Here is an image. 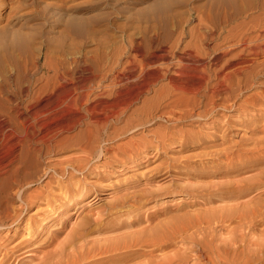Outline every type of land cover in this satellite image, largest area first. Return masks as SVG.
I'll return each instance as SVG.
<instances>
[{
    "label": "rangeland",
    "instance_id": "rangeland-1",
    "mask_svg": "<svg viewBox=\"0 0 264 264\" xmlns=\"http://www.w3.org/2000/svg\"><path fill=\"white\" fill-rule=\"evenodd\" d=\"M22 1H1L0 29L12 23L16 25L14 29L19 28L22 23L15 22L21 15L19 20L26 23L23 32L31 34L32 31L35 35L47 32L52 42L51 48L40 49V34L22 53L8 44L0 48V115L8 113L6 115L14 118L17 110L21 113V118L8 123L0 134V157L4 164L0 167V212L5 208L1 213L11 215L6 214L7 224L0 229V264H28L32 253L33 257L40 255L35 254V248L52 238L61 227L64 226L65 231L57 237L58 241L76 221L91 213L99 216V211L101 213L121 194L130 195L140 190L137 195L145 186H149L146 187L149 190L158 189L161 193L157 192L153 199L143 200L140 214L144 218L163 212L184 216L220 206L216 202H204L211 198L213 188L264 173V0H70V14L72 17L82 14L85 24L72 30L70 37L63 41L59 26L53 29L41 24L43 16L49 15L46 12L60 5L61 0ZM18 3L22 9L17 7ZM54 9L59 12L57 7ZM34 14L39 16L36 21ZM4 36L0 35L1 42ZM178 61L182 69L177 81H192L184 74H198L197 77L205 81L203 89L195 95L182 92L177 95L166 77L155 81L144 75L140 81L138 79V75L152 74L154 69L160 68L162 72L170 63H174L170 74L178 71ZM53 69L67 70L74 78L84 80L83 89L78 91L90 94L87 106L96 102L93 106L102 110V114H97L99 111L95 109L97 112L89 113L90 116L82 110L77 115L84 116L82 123L71 131L60 129L76 119L75 114H69L61 104L62 96L53 94V83L49 81ZM116 74L121 76L119 80ZM126 76L134 78V82ZM64 86L69 87L67 83ZM221 86L231 87L232 92L229 89L212 99L209 95L212 89ZM193 95L195 101L189 100ZM124 100L129 104L125 106ZM103 106L107 110L102 109ZM113 110L119 111V118L109 121L105 131L101 126L92 125L93 120H103ZM35 112L38 115L34 122L31 114ZM11 131L15 132L12 136ZM107 133L114 138L105 140ZM53 137L56 138L50 149L42 145ZM157 142L163 143L162 148ZM100 150L103 152L98 156ZM234 150L238 154L234 155ZM228 151L233 152L231 162L225 161L221 154ZM83 157L91 162L86 165L88 168L85 166L83 171L77 172L72 167L86 162L80 161ZM182 161H185L184 166ZM240 162L261 164L257 170L249 168L239 175H222L226 164L236 167L235 163ZM200 167L212 174L205 171L197 179L181 175L187 171L200 172ZM166 171L172 172L174 180L167 175L160 176ZM154 175L156 178L147 184ZM78 182L87 186V194L71 208L73 203L68 201L67 190L78 186ZM173 185L183 187L174 190ZM200 186V190L206 191L205 199L190 192ZM95 188L100 193L90 201L89 195ZM160 188L171 190L166 193ZM16 192L19 196H15ZM260 197L264 200V195ZM23 200L29 203L27 208ZM219 233L226 236V231ZM10 245L30 250L31 256L23 253L13 258L9 253L10 257L3 259V254L12 249ZM6 246H10L8 250H4Z\"/></svg>",
    "mask_w": 264,
    "mask_h": 264
},
{
    "label": "bare ground",
    "instance_id": "bare-ground-1",
    "mask_svg": "<svg viewBox=\"0 0 264 264\" xmlns=\"http://www.w3.org/2000/svg\"><path fill=\"white\" fill-rule=\"evenodd\" d=\"M1 1L3 2V0H0V3L2 4ZM22 2L23 1L21 0V3ZM58 2L59 3L61 2V4L58 6L54 5L55 6L54 8L57 7L59 12L57 10H55L54 8L52 10H50L51 12H48L49 11L48 10L46 13L49 15H47L48 17L43 16L42 20H44V22L42 21L43 23H41V24L43 25V27L45 26L47 28V27L51 26L53 29L55 26H57V27L59 26L61 29L60 30L61 33H59L60 31H58V33L62 35L61 40L63 41V40H67L70 37V33L72 30L77 29V28L79 29L80 27H82L85 24V20L82 18V16H81L82 14L81 15L79 14L81 17L80 16L79 17H72V15L70 14L72 12V10H71L72 6L69 7L70 0H61ZM263 2H262V4H264ZM21 3H18V6H17L18 8H21L20 7ZM1 4H0V6H1ZM18 11H20V10H18ZM78 13H80V11H78ZM56 14H59L58 15L59 17H55ZM61 16L63 18L60 20ZM21 17H23V16L20 15L18 18H16L18 20H17V22H15V23H17V25L22 23L19 25V28L14 29V28H16V25H13L14 23H12L11 25L8 24L6 27L0 29V35H5L4 36L5 37L4 42L0 41V48H2L3 44H8L11 48H17L16 50H20L18 52L22 53L23 49L25 50V48L27 46H30V44L34 43L35 40L37 39V37L41 34V33L40 34L37 33V35H35L36 33L32 32V31H31V34H29V33L26 34L25 31L23 32V28L26 25V23L23 22L22 20H19V18H21ZM38 17L39 16L37 14H34V16H33L35 21L39 19ZM32 21L33 20L29 21V23ZM38 31H39V29H38ZM48 36H47V32H46V34L42 33L41 36L38 37V38H40V40L42 39L41 42L39 43L40 49H42L44 47L51 48V46H50L51 42H52L50 39L51 36H49V37ZM173 64L174 63H170V65L166 66V68H162L161 69L162 72H160V68H159V69H154L155 71H152V74H140V75H138V76H140V77H138V79L139 78L141 79V77H144V75H146V77H150L152 80H155V81L159 80V79H163L161 77H166L164 79H167L168 83L171 85L170 87L173 88L174 90H176L175 92L177 93V95L179 92L180 93L182 92L184 95H185V93L190 94L189 96H191L192 94L195 95L202 87H204L203 85H204L205 81L202 78L197 77L198 74H184L185 76L192 78V81H186L185 79H184V81H185L184 83H181V81H177L181 78V69H182L181 68V61H178V66H179L178 71H172L170 74V71H171L170 66L172 67ZM182 67H185V66L183 65ZM52 72L54 74H50V75H52V77H50L49 81L51 83H53V94H55L56 96H59V95L62 96L60 99L61 104L63 105V107H65L67 109L69 114H75V117H73V118L76 119L74 122H71V124H67L65 126H62L60 129H62L63 131H68L70 129L72 130V127L82 123L81 120L84 117L81 115H80L81 117L77 116V115L80 114V112L82 110H84L88 114L94 112L96 107L93 106V104H95L96 102L91 103V105H89L91 107H88L87 103L89 101L90 94H84L83 95L82 93H80L78 91V90L83 89L84 80H78V78L77 79L74 78L73 76H71L72 74H68L67 70L65 71L63 69H61V70L53 69ZM62 72H64V73L61 74ZM127 75H129V74H127ZM122 76H123V74H122ZM104 78H106V77H104ZM115 78L118 79V78H121V76L116 74ZM125 78L127 80L134 82V78H131L129 76H126ZM135 78H137V77H135ZM140 79H139V81H140ZM205 79H207V78H205ZM221 80H223V79H221ZM90 81H91V79H90ZM65 83H67L69 85L68 88L64 86ZM114 83H113V85H114ZM142 84H146V83L142 82ZM230 85H231V83H230ZM96 86H97V84H96ZM105 86H107V85H105ZM140 86H142V85H140ZM168 86L169 85H167V88L169 89ZM205 86H207V84ZM42 87H44V86H42ZM108 87H109V85H108ZM208 87H209V85H208ZM210 88H212V87H209V89ZM230 88H228L227 86L226 87L221 86V88L216 87V88H213L211 92L209 91L211 93L209 95H211V97L213 99L221 93H227V91ZM131 90H135V89L132 88ZM205 90H206V87H205ZM45 91H46V89H45ZM163 91H164V89H163ZM230 91H231V89H230ZM165 92H166V90H165ZM202 92H204V91H202ZM136 93H134V95ZM119 95L120 94H118V96ZM166 95H168V93ZM194 95L192 96V98H189V100L190 99L192 100ZM132 96H133V93H132ZM163 96H164V94H163ZM205 96L207 97V94H205ZM52 97H54V96H52ZM91 98L92 97H90V100H91ZM164 98H166V96H164ZM207 99H206V101H207ZM126 101H128V100H126ZM123 102H124V105L129 104V103L127 104L125 102V100ZM123 102L121 103V105H123ZM207 102H209V100ZM212 103L214 104L215 102H212ZM203 104L205 105L207 103L205 102ZM229 106H230V104H229ZM117 107H119V106H117ZM60 108H62V107H60ZM172 108H173V106H172ZM100 109H101V107H100ZM102 109H106V108L104 107ZM122 109H121V111H122ZM108 110H109V108H108ZM208 110H209V108H208ZM212 110H214V109H212ZM97 111H99V110H97ZM100 111L102 112V110H100ZM100 111L97 114H99ZM109 111H108V113H109ZM54 112H56V109L54 110ZM96 112H94V113H96ZM117 112H119V111L113 110L110 112L109 115L106 113V115H108V116H106L103 120L102 119L99 120L100 118L93 120L92 125L101 126L102 129H104V131H105L106 127L108 126V122L112 121L114 119V117L118 116ZM37 113L38 112L31 114V117H33L34 122L37 120V115H38ZM6 114H8V113H6ZM40 114H42V113L40 112ZM100 114H102V113H100ZM5 115L4 114L2 116L0 115V134L1 135L4 132V129L7 128L6 127L7 124L12 122L14 119L15 120L19 119L21 113H20V111L18 112V110H17L15 112L14 118L9 117L10 115L9 116L8 115L5 116ZM89 115L91 116V114H89ZM165 116H167V115H165ZM86 117H87V114H86ZM46 118H48V117H46ZM117 118H119V117H117ZM195 118H196V116H195ZM33 119H32V121H33ZM62 120H63V118H62ZM60 129L58 131H60ZM126 131L128 132L127 129H126ZM12 132L13 131L10 132L11 136L15 133V132L14 133H12ZM108 132H109V130H108ZM55 134H56V132H55ZM10 135H9V137H10ZM111 135L113 136V134L107 133V135H106L107 139H105V140H107V141L112 140V138H114V137H112ZM5 136H8V134H6ZM162 136H163V134H162ZM55 138L56 137H53L52 139L48 138L49 140L44 141V144H42V145H46L45 147L49 148L52 145V143H54ZM4 139L5 138H3V140ZM5 140H7V139H5ZM44 140H47V139H44ZM159 140L161 141V139H159ZM57 143H58V141H57ZM105 143H107V142L105 141ZM157 143H158V147L162 148L163 143H160V142H157ZM134 146H135V144H134ZM164 146H165V144H164ZM254 148H255V150H257L256 147H254ZM81 150L84 152V148H82ZM241 150H243V149H241ZM231 151H232V149H231ZM239 151L240 150H238V152ZM102 152H103L102 150L98 151L97 152L98 156H100L99 154H101ZM233 152H236V153H234V155L238 154L237 151H235V150ZM233 152L229 153V151H228V153L225 152V153H221V154H223L225 161L230 160V162H231V160L233 159ZM241 152L243 154V151H241ZM246 152H245V154H246ZM94 156H96V155H94ZM136 157H138V156H136ZM245 157H246V155L243 158H245ZM96 158H98V157H96ZM243 158H242V161H243ZM87 160H86V158L81 159L80 160L81 162L86 161V162H84L85 164L83 163L84 165L81 164V165H78L77 167H72V168H74V170L77 172L83 171L84 167L87 164H89V162H91V161H87ZM187 160H185V161L187 162ZM189 160H191V159H189ZM217 160H218V158H217ZM262 160H264V159H262ZM262 160H260V161H262ZM185 161H182L183 166L185 165V163H184ZM225 161H223V162H225ZM194 163L196 164L197 162H194ZM201 163H198V164L202 165ZM205 164L206 163H204V165ZM235 164H238V165H236V167H235L229 163L226 164V166H224V169L226 171L224 173H222V175L226 176V177H230V176H233L235 174H237V175L241 174L242 173L241 171H243L245 169L252 168V169L257 170L261 163L259 164L256 162H252V163H241L240 162V163H235ZM249 164H251V165H249ZM3 165L4 164H2L1 157H0V167H2ZM200 169H201V167H200ZM205 171H208L209 174H212V172L209 170L201 169L200 172L187 171V173L185 172V173H182L181 175H185V176H187V178L190 177L191 179L192 178L197 179ZM216 171H219V169ZM261 172L262 173H259L258 177H254V178L252 177V179L249 178V180L244 179L246 181H241V179H240V182L238 180L237 181L235 180L236 182L235 183L233 182V184H228L226 186H223V187H220L217 189L213 188L214 190L210 191L211 192V194H210L211 198H209L207 201L204 200V202L205 203L216 202L218 204H221L220 206L215 207L213 209L210 208L204 212L200 211L201 213L188 214V215L185 214L184 216L171 214L172 212H163V213H157L153 217L144 218L140 214L142 208L144 207L143 200L153 199L155 196H157V192L160 191L158 189H156V191L152 190L153 189L152 187L150 190L146 189V187L148 188L149 186H145V188L143 187L144 189H142L140 194H137V195L135 193H138L140 190L136 191L135 193L132 192V194H130V195H124L123 194L124 196H122V194H121L120 197H118L116 195L118 198L115 199V196H114L115 200L112 201L110 204L107 203L108 205H106L105 208L102 209L101 213L99 211V213H98V214H100L99 216L96 215L97 217H94L95 214H93L94 216H92V213L90 212L91 213L90 216L87 214V216H84L79 221H76L77 224H75L74 226L72 224L73 228L71 227L72 229H70L65 234L63 239H61L60 241H58L57 237L64 233V231H65L63 228L64 226L61 227L59 229V231H56L52 238H50L49 240L43 241L42 242L43 244L41 243L42 245L37 246V248H35V250H34L35 254L40 253L39 257H38V255L33 257V253L31 254L32 255L31 256L30 253H28L30 251L28 249L21 250V248H19L20 245L19 246L15 245L14 247H12L10 245L12 247V249H10L8 252L6 251L3 254V259H5L6 257H10V256H13V258H14V255L19 256L23 253H27V256H31L29 258L28 264H264V200H262L260 197V196L264 195V173H263V171H261ZM165 175H167V177L173 176L171 171H166L165 173H163L160 176H165ZM155 176L156 175H154V177H152V178H149L147 184L150 183V181L152 179L156 178ZM175 176L177 177V175H175ZM80 182H78L79 185L76 187H73V186L69 187L70 185L68 186L69 187L67 190V194L69 196L68 201H70V203L71 202L73 203L72 206H70L71 208H74L76 206L75 203L79 200V198L82 199L87 194L86 193L87 186L84 183H80ZM18 186H20V185H18ZM173 186H175V187H173L175 190V189H180V187L182 185L180 187H179V185L178 186L173 185ZM204 186H206V185H204ZM19 189H20V187H19ZM160 189H162V188H160ZM200 189H201V186L195 188V190H193V191H191L192 190L191 189L190 192L195 193V195L199 198H204V199L207 198L203 195L206 191H202ZM20 190H19V192H20ZM162 190H164V192H166V193H169L171 189L170 188L169 189L163 188ZM177 191H179V190H177ZM184 191H185V189L183 190V192ZM172 192H174V191H172ZM187 192L189 193V191H187ZM16 193L17 194L15 196H19L20 193L19 194H18V192H16ZM98 193H100V192L98 191L97 188H95L93 190V194L91 193V195H89V197H91L90 201L97 198ZM129 193L130 192H127V194H129ZM159 193H161V192H159ZM38 195L39 194L37 193L36 196L38 197ZM250 195H252V197H249ZM48 196H49V194H48ZM46 197H45V199H46ZM247 197H249L248 200L245 199ZM244 199H245V201H242ZM25 200H27V198ZM29 201H34V199H32V200L29 199ZM46 203H49V201L46 200ZM27 204H29V203L27 202L26 205L24 206V208L27 206ZM31 205H32V202H31ZM4 209L1 212H3ZM18 211L15 213V215H18L17 214ZM1 212H0V229L3 228L7 224L6 218L8 216H11L9 214V212L8 213L6 212L5 214L1 213ZM70 212H71V214H74L73 211H70ZM161 217H163V218H161ZM13 219H14V217H13ZM11 221H12V218L9 222H11ZM9 225H11V224H9ZM7 227H10V226H7ZM220 231H226V236L223 237L221 235L222 234V232H221V234L219 233L222 236L221 237L218 234V232H220ZM0 232H1V230H0ZM181 246H183V247H181ZM9 247H7V246L4 247V250L6 248L8 250ZM9 253H11V255ZM1 254L2 253H0V256H1ZM8 259H10V258H8ZM2 264H3V262H2Z\"/></svg>",
    "mask_w": 264,
    "mask_h": 264
}]
</instances>
